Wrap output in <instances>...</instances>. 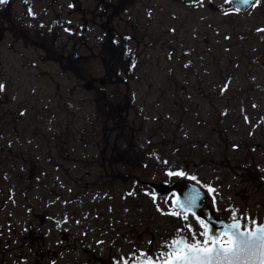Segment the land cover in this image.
Returning a JSON list of instances; mask_svg holds the SVG:
<instances>
[{"label":"rangeland","instance_id":"374dc122","mask_svg":"<svg viewBox=\"0 0 264 264\" xmlns=\"http://www.w3.org/2000/svg\"><path fill=\"white\" fill-rule=\"evenodd\" d=\"M255 102L264 109V0L245 12L231 0H0V263L15 264L8 226L30 213L24 205L39 202L36 193L46 194L44 203H58V195L67 202L75 194L68 188L82 181L89 208L104 210L106 264L151 244L167 254L189 215L170 210L175 195L158 200L121 174L146 165L211 183L220 208L264 218V188L250 190L247 201L229 190L243 167L225 161L234 149L211 153L213 171L200 157L209 150L196 154L181 138H194L195 126L202 137L210 122L226 134L237 128L223 143L240 141L243 116L256 120ZM113 139L128 160L119 162L121 175L108 186L97 174L82 178L85 144L98 156L97 143ZM45 167L53 177L36 189L33 172Z\"/></svg>","mask_w":264,"mask_h":264},{"label":"flooded vegetation","instance_id":"af4514ba","mask_svg":"<svg viewBox=\"0 0 264 264\" xmlns=\"http://www.w3.org/2000/svg\"><path fill=\"white\" fill-rule=\"evenodd\" d=\"M257 2L258 0L246 9H238L233 5L231 0L233 8L239 12L248 11ZM254 104H256L254 108L256 109V111H254V118L256 120L255 122H251V118L247 116L249 114L248 112V114L243 116L245 117V123L248 127L242 128V136L238 139L240 141L223 143V139H230L229 135L235 136L236 132L234 130H237V128L228 127V132L226 134V131L224 133L223 128H217L215 123L210 122L208 123V127L205 128L209 130V132L201 130L202 137H200L201 128L198 126L193 128L196 130L194 138L190 137L191 135L188 132L184 138L181 137L182 141H184V139H189V143L193 144V147L194 145L196 146V154L201 152L204 148L209 150L208 155L204 156L201 154L200 157L203 162L208 164V166H213V171L215 166L213 165V156L211 153H214L216 156L217 153L218 155L221 154V152H219L220 148L222 151L234 149L230 152V160L226 157L225 161L229 163H231V161L240 162L243 167L241 171L234 174V176L239 177V179L235 181L234 185L231 184L229 186V190L234 188L237 193H244L242 198L245 201H247L249 197L248 193L250 190L254 191L256 189L264 188V179L259 181L253 180L252 183L259 182V185L257 186L248 184L249 178H264V109L259 107L256 102ZM244 109L248 111L247 108L244 107ZM117 143H120L119 139L103 140L102 143H97L99 146L98 149L102 151L98 156L89 153V150H93L96 145L92 144V146L91 144L86 143L79 162L82 169L80 176L84 179H87L89 176H94V174L103 176L102 178H105V180L102 182H105L106 186H108L110 184L108 180L109 178L116 179L118 175L122 174L129 179H135L138 184L151 187L154 190L156 198L164 201H168L172 195L176 194L175 190L168 191V186L180 178H186L197 183L206 192L208 197L203 207L205 213L213 210L221 218H225L227 221L239 219L243 228L248 225L252 229L255 224L264 223V218L251 219L247 212L239 215L235 214L230 207L220 208L216 201L212 184H206L195 176L191 177L189 174L185 173L178 175L169 171L167 172L166 170L158 171L159 168L157 167H154L155 169L150 171V168L147 170L148 165L145 166V169L140 171H130L126 172L127 174L123 172L120 174V171H117L119 162L128 160H124L123 157L116 154L119 150ZM129 145L134 146V142ZM226 145L228 148L224 147ZM130 148L131 147H129V149ZM125 151L127 152L126 149L123 150V152ZM208 157H212V159ZM65 161H69V159H66ZM183 161H185V158H183ZM93 166L101 169L94 173L91 170V167ZM233 166L237 168L235 165ZM233 166L228 167L230 168L231 173L236 171ZM239 166L241 165L239 164ZM61 167L62 164L60 163L59 168ZM230 171H228V173ZM69 172L71 175L72 172ZM75 172L77 173L76 170ZM33 174L36 177L35 180L37 186H39V188L36 187V189H40L43 183H49L48 181L53 177L50 168L46 167L43 170L34 171ZM74 175L77 176L76 174ZM166 177H169V179L166 180ZM69 182L76 184V181H73L72 179H70ZM68 189L70 192H75V194L67 202L63 201L64 195H58V199L60 200L58 203H51V201L44 203L42 201L46 198V194H42L41 196V194L36 193L39 202H35L33 205H24L25 208H28L27 210L30 213L19 220L16 225L12 227L8 226L11 236H15L17 241L15 264H106L104 256V210L97 208L96 211H93L94 208H89V202H87L89 187L86 185V182L83 183L82 181L80 187H69ZM78 189H80V193L78 192ZM47 194V197L50 195L53 196V190L50 188ZM64 202L65 205L63 206ZM38 203L39 206L37 205ZM168 203L169 202H166L163 208L168 210ZM170 210L177 215H189L190 217L188 216L186 219L188 223L184 224L183 228H180L179 235L175 239L170 240L166 245L165 250H167V254H164V252L157 254L151 244L147 252L141 251L137 254V252L133 250L130 253H127V256L120 254L117 259L115 257L109 258L107 263L136 264L137 260L145 255H150L157 261L161 262L163 258L168 257L169 253H172L173 241L182 237H188L189 240L194 237L196 240L200 241L206 239L204 235H201V233H204L206 230L205 225L201 223L194 213L191 211H182L175 205V199L173 207H171ZM131 212L132 211H129V213ZM94 214L97 215L94 216ZM118 219L120 220V218ZM127 223L131 225L132 221L128 220ZM194 223L201 225L202 230L193 229L194 227L191 225ZM93 225L97 226L96 231H94ZM226 239V236H221V240ZM10 257L12 258V255ZM8 261L10 262L9 259ZM0 264L12 263H8L5 258Z\"/></svg>","mask_w":264,"mask_h":264},{"label":"snow or ice","instance_id":"6c2138e0","mask_svg":"<svg viewBox=\"0 0 264 264\" xmlns=\"http://www.w3.org/2000/svg\"><path fill=\"white\" fill-rule=\"evenodd\" d=\"M199 198V192L194 189L185 197L181 207H196ZM205 229L201 233L206 237L203 241L194 237L173 241V251L168 254L169 260L165 264H264V225L254 230L245 226L241 230L237 221L225 225L222 233L208 229L207 225ZM221 235L227 239L221 240Z\"/></svg>","mask_w":264,"mask_h":264},{"label":"water","instance_id":"95a60500","mask_svg":"<svg viewBox=\"0 0 264 264\" xmlns=\"http://www.w3.org/2000/svg\"><path fill=\"white\" fill-rule=\"evenodd\" d=\"M254 1L255 0H232L233 5L238 9H246ZM172 189L176 191V205L184 211H187V210L193 211L198 216V218L201 221H203L204 224L207 225L208 229L222 233L225 225H231L237 221H239L240 226H241L240 220H234V221L228 222L225 219L218 217L213 211H210L209 213L206 214L203 211V207L205 205V202L208 196L206 192L197 183L192 182L187 179H179V180L174 181L167 188L168 191ZM194 189L197 190L200 194V198L196 202V207H192V208L181 207V205L184 203L185 197L189 195L190 193H192ZM209 221H211V223H209ZM261 225H264V223L254 225L253 230ZM247 228L250 230L248 225H247ZM241 230H244V228L241 227ZM174 258L175 257H173V259ZM168 260H169V257L166 259H162V262L159 263L152 256L146 255L144 257H140L137 260L136 264H165V262Z\"/></svg>","mask_w":264,"mask_h":264},{"label":"trees","instance_id":"16d2710c","mask_svg":"<svg viewBox=\"0 0 264 264\" xmlns=\"http://www.w3.org/2000/svg\"><path fill=\"white\" fill-rule=\"evenodd\" d=\"M115 50V49H114ZM117 54V53H116ZM121 70V69H120Z\"/></svg>","mask_w":264,"mask_h":264}]
</instances>
